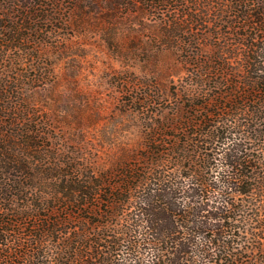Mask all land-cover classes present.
<instances>
[{
  "label": "rangeland",
  "instance_id": "374dc122",
  "mask_svg": "<svg viewBox=\"0 0 264 264\" xmlns=\"http://www.w3.org/2000/svg\"><path fill=\"white\" fill-rule=\"evenodd\" d=\"M247 1L249 7L235 8L232 0H169L158 7L147 0H54L57 20L41 22L35 41L21 50L0 41V85L13 90L20 73V89L9 103L23 97L29 112L18 127L0 116L1 168L15 160L10 177L0 172V195L16 214H27L9 218L15 221L9 238L26 244L22 252L40 234L43 219L59 231L46 245L51 260L63 238L108 234L94 230V222L106 221L101 212L67 208L79 186L117 182L116 174L139 164L152 134L161 131L171 145L186 141L185 126L196 114L192 106L241 86L254 57L251 44L262 42L250 22L258 7ZM7 5L0 0L2 21ZM239 117L244 121V114ZM31 136L36 139L29 141ZM244 144L258 158L257 143ZM254 203L262 209L254 207L250 231H239L231 249L241 264H264V200ZM68 213L74 216L69 228H59L57 221L71 218ZM110 240L101 242L106 247Z\"/></svg>",
  "mask_w": 264,
  "mask_h": 264
},
{
  "label": "trees",
  "instance_id": "16d2710c",
  "mask_svg": "<svg viewBox=\"0 0 264 264\" xmlns=\"http://www.w3.org/2000/svg\"><path fill=\"white\" fill-rule=\"evenodd\" d=\"M6 1L5 19L0 20V41L11 48L21 50L43 31L41 22L57 20L54 15L58 3L54 0H49L52 2L47 6L41 4L43 0ZM168 1L147 0L151 7ZM247 3L232 0L231 7H249ZM254 3L258 9L250 11V22L262 42L251 44L254 57H250V73L241 86L194 104L192 108L201 119L196 114L188 119L186 141L171 145L160 137L161 131L152 134L139 164L116 174L117 182L80 185V195L68 203L67 208L73 206L97 215L101 212L106 221L94 222V230L108 229V234H98L97 238L82 234L63 238L62 245L54 248L58 258L51 260L46 245L55 241L53 235L59 231L50 219H43L40 234L22 252L26 244L9 238L15 222L9 218L27 214H16L0 195V264H74L78 259L80 264H241L231 249L240 237L239 231H250V221L255 220L254 207L262 209L254 201L264 200V0ZM16 13L17 18L13 17ZM20 77L19 73L14 79L17 85L13 90L8 83H4L8 89L0 85V116L11 118L12 127L22 126L28 112L22 105L26 102L22 95L14 106L9 103L20 89L17 83ZM239 104L245 109L239 108ZM241 113L244 121L239 117ZM230 117L235 118L232 121ZM212 118L216 120L212 122ZM188 128H194L195 132L191 134ZM34 139L31 136L28 140ZM246 140L257 143L258 158L251 147L248 154ZM28 147L35 149L37 144L28 142ZM215 150L219 152L214 153ZM254 160L262 172L257 171ZM13 161V158L5 160L6 166L0 165V172L10 177ZM16 189L22 187L18 184ZM68 216L71 218L56 219L59 228L70 225L74 216L72 213ZM104 239H111L106 247L101 242ZM74 242L78 249H88L86 254L76 251ZM72 249L75 251L71 253ZM228 256L231 260H227Z\"/></svg>",
  "mask_w": 264,
  "mask_h": 264
}]
</instances>
